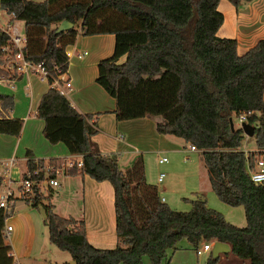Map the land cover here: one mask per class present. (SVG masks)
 Here are the masks:
<instances>
[{"label":"trees","instance_id":"1","mask_svg":"<svg viewBox=\"0 0 264 264\" xmlns=\"http://www.w3.org/2000/svg\"><path fill=\"white\" fill-rule=\"evenodd\" d=\"M218 1L0 0L1 9L22 21L25 57L42 62L51 76L54 67L66 69L64 48L78 33H112V53L97 61L95 81L114 98L115 118L158 115L154 120L158 133L175 135L201 150L217 198L243 208L245 223L238 226L200 195L188 199L187 210L169 207L145 182L141 156L121 170L116 154L99 152L91 139L97 131L95 122L88 121L91 113L79 112L64 94L48 86L35 108L44 138L80 154L81 164L73 162L65 168L67 174L105 179L113 192L117 242L111 247L89 243L81 219L57 214L49 201L50 188L47 194L34 188L30 195L28 203L42 210L48 241L67 251L75 264H144V256L150 264H159L168 260V249L174 250L182 238L195 248L201 241L226 242L235 256L249 264H264V180L251 182L246 171L264 152L241 149L245 134L228 122L229 117L251 110L245 121L252 126L255 147L264 148V36L237 53L234 38L216 34L222 22ZM228 1L237 7L248 0ZM62 19L72 25L55 32ZM6 40L0 29V48ZM121 55L124 59L118 61ZM15 74L0 67V78ZM11 106L12 95L0 92V133L17 135L22 119L3 114ZM48 161L63 162L55 157ZM25 165L30 178L42 177L40 169L31 173L40 168L41 159L27 158ZM8 213L0 207V264L13 263L3 231ZM217 260L209 251L202 264Z\"/></svg>","mask_w":264,"mask_h":264},{"label":"crops","instance_id":"2","mask_svg":"<svg viewBox=\"0 0 264 264\" xmlns=\"http://www.w3.org/2000/svg\"><path fill=\"white\" fill-rule=\"evenodd\" d=\"M217 9L222 13V22L216 29V34L234 38L237 53L244 52L257 39L264 36V0H248L241 2L237 7L228 0H219ZM2 12H5L7 16L2 19L0 17L2 21L0 26L6 22L14 23L15 21H20L22 24L21 20L12 19L11 14L0 8V16ZM19 29L21 30V28ZM113 44L114 35L112 33L90 35L78 33L73 42L66 45L65 48L72 52L66 66V75L70 79L71 89L64 95L76 110L81 113H91L88 121L95 122L97 128L91 139L99 152L116 154L119 166V160L124 158V161L128 160L126 162L129 163L131 158L136 155L137 146L133 145L131 141H134L135 144L140 143L143 140L145 127L149 126L151 122L153 124V120L149 116L116 119L113 112L114 98L96 83V63L99 59L112 53ZM81 50L86 52L81 57H77L75 53ZM123 59L124 55H121L118 61ZM0 84L9 87L12 95V106L3 114L22 119L17 135L0 133V159L5 160L10 157L14 159V167L11 172L13 177L17 178L25 171L27 158L35 161L41 159L42 162H46L51 157L61 158L62 161H65L67 158L75 159L80 156L78 153L68 152L65 145L60 141L50 143L42 134L43 121L35 115V108L39 96L49 86L45 78L34 73H16L11 78H0ZM262 101L264 102V88ZM130 133H134L135 137L132 138ZM161 135H157V139L165 141L170 134ZM255 148L254 146L251 150ZM188 149L201 151L196 147L190 149L189 145ZM20 161L25 165L22 170L19 168L18 162ZM61 173L64 174V179L60 184L62 189L58 191H62L65 195L63 199L65 204H62L60 213L64 216L81 219L85 237L92 245L96 247L114 246L117 237L114 230L111 184L105 179L95 180L85 173L67 174L65 168L62 169ZM51 203L53 210L58 214L55 202ZM28 204L26 202V206L20 211L12 207L13 214L10 218L12 217L14 220V225L7 222V216L4 219V225L9 224L11 226L10 230L5 232V242L9 244L13 263L16 262V264H21L20 260L24 257L35 259V255H39L41 252L38 241H35L36 244L34 242L35 212L33 207L30 204L28 206ZM174 253L175 250L172 251L171 256L164 264H174L176 257L177 263L175 264L189 263L185 255L175 256ZM224 253H218L216 263L221 260L229 264H249L246 258L228 259ZM53 256L46 255L43 261L46 264L63 262L66 264L67 260L71 258L70 255L57 257L56 253ZM144 264L150 263L145 262Z\"/></svg>","mask_w":264,"mask_h":264},{"label":"rangeland","instance_id":"3","mask_svg":"<svg viewBox=\"0 0 264 264\" xmlns=\"http://www.w3.org/2000/svg\"><path fill=\"white\" fill-rule=\"evenodd\" d=\"M39 1V0H38ZM7 14L5 12L1 13V19L5 18ZM2 21L0 20V23ZM19 28H21V33H23L22 24L20 21L14 22ZM0 92L11 95L10 88L7 86H3L0 84ZM158 115L149 116L152 122L147 125L144 130L143 140L135 144L134 141H131L133 145L137 146L138 152L136 155L131 158V161L128 163L124 161V158L119 160V168L125 171L132 161L136 158L137 155L141 156L142 164H143V175L146 183L153 185L156 189L157 195L165 202L169 207L176 210H187L190 207V203L188 201L189 198L195 197V195L202 196L206 204L221 212L225 219L229 222L241 226L244 225L245 220L243 216V208L241 205H228L222 201H220L214 192L211 190L210 185L208 183L206 169L203 165L201 153L198 150H189L188 142H185L182 138L177 137L175 135H168L169 137L165 141H159L157 139L158 136H162V133H158L154 128V120L158 118ZM232 122L234 126H237L238 123L236 118L232 116ZM151 130V131H150ZM132 138L135 137L134 133H130ZM125 138H127L125 136ZM130 139V138H129ZM174 142V143H173ZM254 141L252 136L244 135L241 142V149L243 150H251L254 148ZM134 153V152H133ZM160 156H165L167 158L166 162H158L157 158ZM19 168L22 170L24 168V163L22 161L18 162ZM159 172H162L163 175L161 180H157V175ZM63 173H58L56 178L58 180L57 185L49 186L51 195L49 196V201L55 202L57 206V211L59 215L64 216V214L60 213L61 206L64 203L65 195L61 190V182L64 179ZM49 188H43L42 193L47 194ZM46 200L44 199V202ZM13 209H17V211L21 210L26 206V202L22 199H16L13 202ZM28 206H30L28 204ZM35 212V240L38 241V247L41 250L39 255H35V259L26 257L21 258V264H46L43 261V258L46 255H53L56 253L57 257L69 256L68 252L65 250H61L51 244L47 239V226L45 220L42 217V213L40 211V207H33ZM9 212V211H8ZM13 211L8 213L7 222L14 225V220L12 217ZM210 241V240H209ZM197 244L198 247L201 246V243ZM36 244V242H35ZM176 248L174 255L179 256L185 255L188 259V264H202L204 259L206 258L210 248L208 250L202 251L199 254L195 253V247L186 241L184 238L179 239L176 243ZM173 250L168 249L167 256H171ZM221 253V252H220ZM224 254L225 256L230 258H240L233 255L231 252L227 251ZM143 262H148L147 258L143 257ZM164 264V260L161 261ZM149 263V262H148ZM177 263V257L174 259V264ZM121 264V263H120ZM216 264H229L226 261L219 260Z\"/></svg>","mask_w":264,"mask_h":264},{"label":"built area","instance_id":"4","mask_svg":"<svg viewBox=\"0 0 264 264\" xmlns=\"http://www.w3.org/2000/svg\"><path fill=\"white\" fill-rule=\"evenodd\" d=\"M0 29L7 34V40L0 48V67L3 70L13 71L17 74L34 73L45 79L47 76H50V81H47L46 79L48 85L62 94H65L71 89V82L66 75V69L59 70L57 67H54L56 72L55 75L51 76L42 62H33L25 57L23 52L25 36L21 33L19 27L14 23L6 22L3 26H0ZM85 52V50H81L76 52L75 55L81 57ZM64 53L68 62V58L71 56L72 52L69 49L64 48ZM251 112V110H246L236 114L235 118L238 125L241 121H245L247 114ZM262 116L264 117V109L262 111ZM189 148L193 149L195 147L189 145ZM253 150L260 153L264 152V148H255ZM157 161L166 162L167 158L165 156H160L157 158ZM73 162H75L76 165H80V156L75 159L67 158L60 165H53L49 161L42 162L40 168L34 169L31 172L35 174L39 169L41 170L42 177L40 179H35L29 177V172L26 169L22 174L18 175L17 178L13 177L11 172L14 167V159L12 157L5 160L0 159V169L2 172L0 179V207L6 212H10L13 207V202L16 199H22L24 202L28 203L34 188L40 192L43 188L57 185L56 175L61 173L63 168L71 166ZM246 171L251 182L260 183L264 180V157L262 154H257L254 157L253 165L251 166L248 164L246 166ZM50 172H52L53 175H50ZM162 175V172L158 173V181L161 180ZM160 199L162 200L163 198L161 197ZM10 228L11 226L9 224L4 225L3 231L6 232L10 230ZM212 242L213 240L203 241L200 247L197 246L195 248V253L199 254L202 251L208 250ZM12 264H16V262Z\"/></svg>","mask_w":264,"mask_h":264},{"label":"water","instance_id":"5","mask_svg":"<svg viewBox=\"0 0 264 264\" xmlns=\"http://www.w3.org/2000/svg\"><path fill=\"white\" fill-rule=\"evenodd\" d=\"M71 25H72V23L70 21H68L67 19H62L57 23L56 28H55V32H58L62 29H66V28L70 27ZM228 122H229L230 128H233V123H232L231 117L228 118ZM239 127L245 135H248V136L252 135V133H253L252 126L247 121H241L239 123ZM40 211L42 213V210H40ZM228 250H229L228 243L222 242L219 240H213L209 251L211 253V256L213 258H215L218 256V253L227 252ZM66 264H75V260L73 258H70L69 260H67Z\"/></svg>","mask_w":264,"mask_h":264}]
</instances>
